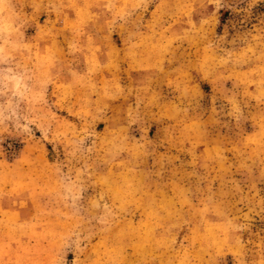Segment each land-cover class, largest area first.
Segmentation results:
<instances>
[{
	"label": "rangeland",
	"instance_id": "rangeland-1",
	"mask_svg": "<svg viewBox=\"0 0 264 264\" xmlns=\"http://www.w3.org/2000/svg\"><path fill=\"white\" fill-rule=\"evenodd\" d=\"M0 264H264V0H0Z\"/></svg>",
	"mask_w": 264,
	"mask_h": 264
}]
</instances>
